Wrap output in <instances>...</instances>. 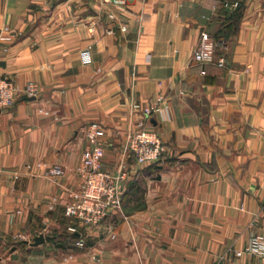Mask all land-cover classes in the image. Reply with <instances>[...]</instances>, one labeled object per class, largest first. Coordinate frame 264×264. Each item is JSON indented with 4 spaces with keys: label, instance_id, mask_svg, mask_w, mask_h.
<instances>
[{
    "label": "crops",
    "instance_id": "1",
    "mask_svg": "<svg viewBox=\"0 0 264 264\" xmlns=\"http://www.w3.org/2000/svg\"><path fill=\"white\" fill-rule=\"evenodd\" d=\"M239 2L0 0V76L37 86L0 109V264H227L264 236V0ZM201 30L224 57L203 73ZM157 97L161 111L132 109ZM141 119L162 141L154 163L123 152ZM92 120L102 168L128 177L118 210L77 227L79 247L63 206Z\"/></svg>",
    "mask_w": 264,
    "mask_h": 264
},
{
    "label": "built area",
    "instance_id": "2",
    "mask_svg": "<svg viewBox=\"0 0 264 264\" xmlns=\"http://www.w3.org/2000/svg\"><path fill=\"white\" fill-rule=\"evenodd\" d=\"M117 6L122 8L124 0H112ZM223 6L231 8L239 4V0H220ZM109 18L114 17L112 11L106 14ZM120 29H124V24L119 25ZM89 31L93 30V26L87 27ZM112 28H106V32H111ZM215 41L206 30L199 32L197 44L192 48L191 58L199 65V72L203 73L202 67L205 63L213 62L222 65L224 57L219 54L215 55ZM83 61L89 60V52L87 48L81 50ZM37 86L34 82L27 81L22 86L14 83L13 79L8 76H0V109L10 105L15 97L19 94L31 96L35 95ZM157 97L155 102H149L140 106L133 103L132 109L139 110L143 116H149L152 112L163 110L158 106ZM83 136L85 146L81 152L78 171L84 174L83 179L76 189L69 191V199L63 206V215L71 220L67 226V230L77 232L78 226H94L103 217L120 208L121 190L128 177L127 171L120 166L115 172H109L102 168V157L104 147L101 137L103 129L97 121H89L83 127ZM123 152L130 155L139 163H154L159 160L163 153L162 141L157 133L145 126L143 119L136 123V128L126 134ZM48 174L61 173L58 165L52 166L47 171ZM264 186V182L262 183ZM76 246H83L84 240L79 237L75 240ZM244 255H254L255 262H239L238 258ZM227 264H264V236H250L245 245L233 251L232 257L228 259Z\"/></svg>",
    "mask_w": 264,
    "mask_h": 264
},
{
    "label": "trees",
    "instance_id": "3",
    "mask_svg": "<svg viewBox=\"0 0 264 264\" xmlns=\"http://www.w3.org/2000/svg\"><path fill=\"white\" fill-rule=\"evenodd\" d=\"M240 6V2H239V4L236 6V8H238ZM132 186H133V184H132V181L127 185V192L126 193H129V194H132L133 193V189H135L136 187H133L132 188ZM136 190V189H135ZM122 199V197H120V200ZM63 236L64 237H66V238H68V239H71V240H73V239H77V238H79V236H77L76 234H75V232H71V233H69V234H63Z\"/></svg>",
    "mask_w": 264,
    "mask_h": 264
},
{
    "label": "water",
    "instance_id": "4",
    "mask_svg": "<svg viewBox=\"0 0 264 264\" xmlns=\"http://www.w3.org/2000/svg\"><path fill=\"white\" fill-rule=\"evenodd\" d=\"M28 98H33L32 96L28 97ZM44 236L42 234H37L35 236H33L32 241L29 242L30 245H36L39 244L43 241Z\"/></svg>",
    "mask_w": 264,
    "mask_h": 264
},
{
    "label": "rangeland",
    "instance_id": "5",
    "mask_svg": "<svg viewBox=\"0 0 264 264\" xmlns=\"http://www.w3.org/2000/svg\"><path fill=\"white\" fill-rule=\"evenodd\" d=\"M120 205H121V202H120Z\"/></svg>",
    "mask_w": 264,
    "mask_h": 264
}]
</instances>
